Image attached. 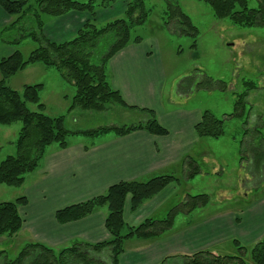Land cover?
I'll use <instances>...</instances> for the list:
<instances>
[{
  "label": "trees",
  "instance_id": "obj_1",
  "mask_svg": "<svg viewBox=\"0 0 264 264\" xmlns=\"http://www.w3.org/2000/svg\"><path fill=\"white\" fill-rule=\"evenodd\" d=\"M197 1L209 6L215 18L227 19L235 26L264 27V0H258L257 9H250L247 0ZM102 6L106 9L105 5ZM0 8L12 18L7 27L0 29V44L14 48L10 56L0 60V127L15 123H21L22 126L14 142V154L0 163V185L22 187L25 176L37 170L50 146L57 145L59 149L64 150L67 148L68 139L75 135L95 139L110 133L124 137L139 131L156 137L168 134L159 125L152 111L127 107L119 93L109 86L106 76L107 63L114 55L128 45L139 44L143 40L138 36L133 37L132 32L147 23L150 10L146 8L145 0H126L124 18L112 20L99 28L95 21L98 8L96 0L88 3L73 0H0ZM70 12L86 13L90 20L69 41L54 43L45 39L42 33L45 19L58 18ZM161 15L163 26L168 31L193 38L191 47H196L197 29L177 3L167 1ZM24 40H30L38 45L26 59H23L17 50ZM100 45L107 46L106 52L102 55L97 53ZM94 60L97 64L93 62ZM35 64L55 70L66 84L74 87L75 93L69 112L74 110L102 112L116 105L143 114L147 117L146 121L129 127L98 128L78 133L68 131L65 128V117H49L44 113V105L40 102L42 85L25 86L21 94L6 85L10 77ZM197 73L196 70L194 75L182 79L177 84L176 94L179 97H187L198 90L207 92L226 90L223 82L214 81L204 75L198 79ZM244 85L247 90L237 96L234 112L229 118L244 116L247 93L255 88L254 83L249 81ZM29 104L36 106V111L29 110ZM223 126L224 119H217L206 111L202 113L194 131L198 138L218 139L223 136ZM255 163L253 177L261 176L259 164L257 161ZM182 166L184 168L182 176L185 180L194 179L200 172L198 165L188 157L183 160ZM173 183L177 184L178 179L171 175L154 177L146 182H120L109 187L102 195L58 210L55 213L57 224L66 225L83 220L97 210L106 208L104 229L108 239L96 244L74 243L69 248L59 251L42 244H28L14 260L5 264H118L120 256L124 253L125 241L158 239L172 231L178 214L189 215L208 206L207 195H187L184 202L163 219H146L135 227H129L124 223L123 213L127 201L133 213L143 203ZM26 203L23 197L14 202H0V238H12L21 230L22 219L18 214V207ZM232 244L238 253L236 256H219L203 250L181 256L183 264H246L244 261L246 248L236 240H233ZM250 260L252 264H264V233L251 248Z\"/></svg>",
  "mask_w": 264,
  "mask_h": 264
},
{
  "label": "crops",
  "instance_id": "obj_2",
  "mask_svg": "<svg viewBox=\"0 0 264 264\" xmlns=\"http://www.w3.org/2000/svg\"><path fill=\"white\" fill-rule=\"evenodd\" d=\"M124 10L125 6L122 5L113 13L119 16L124 14ZM112 11H96L95 21L103 20ZM89 20L88 14L75 12L47 18L42 33L51 42L63 43L74 38ZM11 21L12 18L0 8V29L7 27ZM155 46V42L148 44L147 39L139 44L128 45L108 61L106 76L109 86L119 93L127 107L152 111L168 134L156 137L139 131L117 137L110 133L88 141L83 139L85 136L78 135L68 139L64 150L57 145L50 146L37 170L25 176L21 187V197L27 203L18 207L22 228L16 237H21L24 246L37 243L59 251L74 243L96 244L107 240L104 229L106 208L66 225L57 224L55 213L102 195L109 187L120 182H146L154 177L172 176L177 167L183 174V160L190 158L192 150L201 141H206L198 138L194 131L195 125L201 120L200 109H171L170 106L178 105L175 99L179 96L174 83L168 98L164 95L166 72L158 47ZM13 52L14 48L10 46H0V60ZM44 69V73L50 74L49 68ZM42 82L37 83L42 85L40 94L46 92V83ZM55 91L59 99L62 97L67 100L62 87ZM188 97H179V100ZM146 119L143 115V122ZM215 170L212 169L213 172ZM241 177L239 187L226 194L231 198L230 201L239 198L246 202L245 208H203L189 215H180L175 218L172 231L158 239L125 241L124 253L118 264H183L181 256L215 250L213 247L226 240L252 245L258 242L264 233V196L254 193L258 187H246L244 181L247 179H243V175ZM178 185H168L133 213L127 201L123 213L124 223L135 227L146 219H163L165 212L159 216L158 211L176 195ZM252 193L258 199H252Z\"/></svg>",
  "mask_w": 264,
  "mask_h": 264
},
{
  "label": "rangeland",
  "instance_id": "obj_3",
  "mask_svg": "<svg viewBox=\"0 0 264 264\" xmlns=\"http://www.w3.org/2000/svg\"><path fill=\"white\" fill-rule=\"evenodd\" d=\"M73 1L88 3L91 0ZM167 1L177 3L197 29L195 48L191 47L193 38L179 36L163 26L161 13ZM125 2L126 0L114 2L96 0L98 5L96 11L113 10L111 14L105 15L106 19L96 21V26L103 27L112 20L124 18V14L118 16L113 12L115 10L116 13L122 5L125 6ZM247 3L250 9L259 7L258 0H247ZM102 5H105L106 9ZM145 6L150 10L147 23L144 27L135 29L132 36L147 39L148 44L155 42L158 47L166 72L164 85L166 98L170 94L172 83L177 86L182 79L194 75L196 70L198 79L204 75L226 85L224 92L198 90L185 100L181 101L178 97L175 99L178 105L170 106L171 109L183 107L197 108L202 113L208 111L217 119H224V133L218 139L201 141L200 145L192 150L189 157L198 165L200 171L194 180H185L178 167L173 170L172 176L178 179L179 184L176 195L158 211L157 215L165 212L163 216L165 218L176 206L184 202L187 195H207L209 198V204L205 207L207 210H222L231 206L245 208L246 202L239 198L230 201L231 198H228L226 193L239 187L243 175V179H247L244 185L248 188L252 185L258 187L254 193L257 196H264V27H238L227 19H217L209 6L197 0H145ZM37 47L38 45L32 41L24 40L17 50L22 58L26 59ZM106 50L107 46L100 45L97 53L102 55ZM93 62L97 64L96 60ZM44 68L41 64L39 67H28L10 77L6 85L21 94L25 86L37 85L40 81L46 83V92L40 94V102L46 106L44 113L50 117H65V128L68 131L78 133L98 128L129 127L143 122V115L140 113L116 105L102 112L81 110L69 112L75 93L74 87L66 84L53 69L48 71L51 76L44 73L46 70ZM248 81L254 83L255 88L247 93L244 116L229 118L234 112L237 96L246 92L247 87L244 83ZM60 87L67 97L66 101L56 95L55 89ZM165 104L169 108L166 101ZM28 108L36 111L34 105L29 104ZM21 127V123L0 127V163L14 154V142ZM83 139L90 140L86 137ZM256 161L262 175L253 177ZM213 168L216 169L215 172L212 171ZM254 193L251 198L258 199ZM21 196V187L0 185L1 203L14 202ZM182 197L184 199L181 200ZM180 215L182 214L176 217L179 218ZM16 235L12 238H0V264L14 260L23 249L24 241ZM241 245L246 248L245 263L252 264L250 251L254 244ZM213 249L215 250L211 249L209 252L214 255L238 254L235 246L227 240Z\"/></svg>",
  "mask_w": 264,
  "mask_h": 264
}]
</instances>
